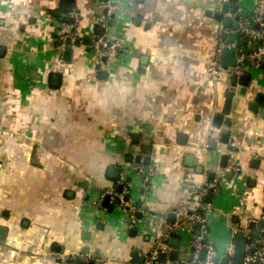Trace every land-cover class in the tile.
I'll return each instance as SVG.
<instances>
[{"label": "crops", "instance_id": "1", "mask_svg": "<svg viewBox=\"0 0 264 264\" xmlns=\"http://www.w3.org/2000/svg\"><path fill=\"white\" fill-rule=\"evenodd\" d=\"M100 1L72 0L63 14V0H0V264H57L56 254L142 264L156 238L194 212V195L226 153L209 221L222 260L233 231L264 216V68L247 71V96L216 126L231 79L209 75L222 24L207 12L228 4L248 16L255 0H116L108 22ZM72 14L79 45L62 51ZM100 29L124 46L108 68L95 54ZM137 146H149L150 183L132 176ZM118 184L146 211L137 227L119 210L95 208ZM187 242L171 235L177 259Z\"/></svg>", "mask_w": 264, "mask_h": 264}, {"label": "built area", "instance_id": "2", "mask_svg": "<svg viewBox=\"0 0 264 264\" xmlns=\"http://www.w3.org/2000/svg\"><path fill=\"white\" fill-rule=\"evenodd\" d=\"M100 8L105 11V21L108 22L114 18L117 13L116 0H101ZM71 24H65L66 29L57 40L60 42V49L64 51L77 41L75 28L79 22L76 14L70 16ZM239 35L237 43L227 42L219 39L212 53L211 59L207 62L208 72L212 80L217 81L221 76L229 79H239L246 75L247 71L264 68V0H255V6L248 16H240L231 29H225L221 26L219 35L224 32L229 34L234 31ZM96 45V56L98 63L102 68H108L116 62V58L122 50H124L123 42L120 39L109 41L105 36L96 37L94 42ZM226 50H232L234 53V65L224 67L223 55ZM146 154L141 146L130 153L131 161L129 165L132 168V176L140 180L143 184L150 183L156 175V167L150 161L145 164ZM139 159V162L136 159ZM224 171L218 168L216 174L211 179L204 177L201 188L196 192L194 198L196 200V208L194 212L183 222L175 223L171 226L170 233L157 237L154 247L147 254L142 264H159L158 257L160 254L168 255L174 250L170 245V237L172 234H186L188 236L187 249L182 258H178L175 264H231L233 258L234 247L232 246L222 260L209 239V221L214 213L211 202H206V197H215L220 194L222 188ZM233 175H238V170H233ZM130 190L127 186L123 187L121 193L115 190H107L103 192L96 206L103 210V201L106 196L109 197L108 207L110 209L119 210L126 215L128 222L132 227H137L146 216L145 209L139 205L130 202ZM128 198V200H125ZM137 215L141 216L138 219ZM255 229L234 230L233 235L248 233L245 247V257L243 264H264V216L261 222H254ZM199 226V233L196 234L195 228ZM205 251V258L200 259L201 253ZM57 264H96V261L89 255L80 256H64L56 254Z\"/></svg>", "mask_w": 264, "mask_h": 264}, {"label": "water", "instance_id": "3", "mask_svg": "<svg viewBox=\"0 0 264 264\" xmlns=\"http://www.w3.org/2000/svg\"><path fill=\"white\" fill-rule=\"evenodd\" d=\"M235 4L237 3V0H232ZM64 4H63V9H62V13L63 14H68L72 11V0H63ZM104 14L106 13L105 11L103 12ZM207 16L212 17L214 20H216L218 23H221L223 28L225 29H231L234 25V23L238 20L239 18V14H238V6H233L231 9L229 7L228 4L223 5L219 11H208L207 12ZM231 16H233V18H231ZM108 26H110V23H108ZM235 27H234V31L227 34V33H223L221 35L222 40H225L227 42H233V43H237L238 39H239V35L235 32ZM104 33L103 29L98 30V34L100 36H102ZM88 44V43H87ZM60 42H57V46L60 47ZM75 46L79 45V41L75 42L74 44ZM1 51V50H0ZM95 52V51H94ZM70 56V52L66 51L65 52V57ZM234 65V53L232 50H226L224 52L223 55V66L224 67H228ZM99 74L105 75V72L101 71L99 72ZM249 83H250V79L248 76H243L239 79L236 78H232L231 79V83H230V87L229 90L226 92L225 95V99H224V103L222 106V110L220 112V114L214 116V124L216 126L220 125V119L222 116L224 117H228L230 115L231 112V107L233 104L234 99H242L245 98L247 96L248 90H249ZM264 102V101H263ZM226 126H230V122L227 121L226 122ZM213 145L211 147V149L213 151H216V144L213 141L212 142ZM228 143V135L226 134L224 136V138L222 139V144L227 145ZM149 146H144V150L145 153L149 154L148 151ZM232 147L228 146L227 147V151H231ZM187 160H189V165L191 163V158L188 157ZM229 160V155L224 153L221 158H220V163H219V169L225 171L227 169V162ZM131 161V158H129V162ZM137 162H139V159H136ZM149 163V159L146 158L145 159V164ZM255 164L253 167L254 169L258 170L259 169V162L258 160L255 161ZM264 171V170H261ZM111 172H113L114 174L118 175V172L116 170H111ZM110 172V173H111ZM225 175H232V172H226ZM112 178L117 179L116 175L115 176H111ZM210 178H213V174L210 175ZM122 184H118L116 186V192L121 193L122 191ZM108 200L109 197L106 196L104 201H103V207L107 208L108 206ZM125 200H128V198H126ZM206 202H210V197L208 196L206 199ZM109 212H112V209H109ZM138 219H141L140 215H137ZM128 224H131L130 222H128ZM261 226L264 225V223H260ZM98 229V226H97ZM249 230H254L255 229V223L251 222L248 226ZM195 232L196 234L199 233V226H197L195 228ZM0 233H3V230L0 229ZM136 230L132 229L131 230V234H135ZM88 235L89 233L86 232L85 235ZM247 236L248 233L244 232L242 234H236L234 236V251H233V258H232V262L231 264H243L244 261V257H245V247H246V242H247ZM89 240V239H87ZM175 241V242H173ZM171 243L174 247L177 246L176 240H171ZM86 248L84 250V252L86 253ZM205 258V251H203L200 255V259H204ZM177 259V253L176 252H172L170 255H166V254H160L158 257V263L159 264H166L167 260L170 262H175ZM90 264H93L92 262H90ZM175 264V263H174ZM182 264V263H180Z\"/></svg>", "mask_w": 264, "mask_h": 264}, {"label": "rangeland", "instance_id": "4", "mask_svg": "<svg viewBox=\"0 0 264 264\" xmlns=\"http://www.w3.org/2000/svg\"><path fill=\"white\" fill-rule=\"evenodd\" d=\"M235 100V99H234ZM181 246H183V240H182V244H181Z\"/></svg>", "mask_w": 264, "mask_h": 264}]
</instances>
